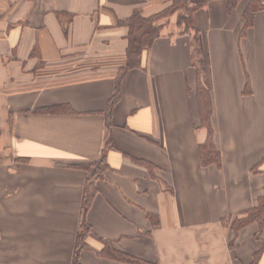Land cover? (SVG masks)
Segmentation results:
<instances>
[{
	"label": "crops",
	"instance_id": "crops-1",
	"mask_svg": "<svg viewBox=\"0 0 264 264\" xmlns=\"http://www.w3.org/2000/svg\"><path fill=\"white\" fill-rule=\"evenodd\" d=\"M249 1L229 13L225 0H189L220 153V166H203L191 37L173 20L160 23L143 65L124 73L106 125L126 21L167 0H0V264H71L94 171L75 165L98 160L107 139L86 215L99 238L151 264L251 263L264 223L260 234L256 223L241 228L230 247L222 222L264 189V11L243 35ZM79 260L133 264L93 249Z\"/></svg>",
	"mask_w": 264,
	"mask_h": 264
},
{
	"label": "trees",
	"instance_id": "trees-1",
	"mask_svg": "<svg viewBox=\"0 0 264 264\" xmlns=\"http://www.w3.org/2000/svg\"><path fill=\"white\" fill-rule=\"evenodd\" d=\"M189 2V0H187ZM226 7L229 13H231L234 8L237 6L240 0H225ZM176 5L180 8L185 6L186 0H175ZM189 9V21L192 27V12L194 10L193 5L190 4ZM264 11V4L260 3L257 0H250L247 5L242 10V17L244 19V28L242 30V34H245V31L252 25L253 16L257 11ZM166 12L163 10L160 13L144 16L139 12L132 13L126 21V50H125V60L124 63L120 66L118 70V74L115 78L114 88L112 94L108 98L106 108H105V117H106V125L110 126V116L111 110L116 102L119 100L121 91H120V81L123 77L124 73L131 68L141 67L143 65V58L145 53L150 49L153 40L155 37L159 35V32L162 28L159 24H153V21L158 19L160 16L165 15ZM184 19L186 16L184 14L181 15ZM188 17V16H187ZM194 31V38H191V57H192V65L195 67L198 83L196 86V100L198 104L199 111V123L200 126H203L207 130V137L203 143L198 145V154L200 163L203 166L216 164L220 166V153L217 147L214 144V131L211 124L212 118V102H211V94L210 87L207 81V69L205 66V62L203 59V53L200 46V41L198 38L197 32ZM39 111H60L61 106H50L39 108ZM111 145L109 139L105 142V147L102 150L101 156L98 160L91 164H77L75 166L88 169L90 165H94V171L92 179H87L84 184V191L81 200L80 206V222L79 227L76 232L75 243H74V251L72 255L71 264H81L79 260L80 252L83 249H93L96 254L116 259L128 263L133 264H151L144 260H141L137 257L124 253L122 251L116 250L112 242L110 240H103L99 238L90 224L86 221V215L91 205L92 199L96 193L95 185L93 184L94 178H100L103 171L106 169L107 164L105 161V152L106 148ZM257 170V169H254ZM223 224L228 226V236L229 241L228 245L230 247L234 246V240L237 236L238 231L245 227L250 223H256L258 225V234L261 233L263 223H264V189L262 194L257 198L256 203L251 208L236 214L235 216H228L222 220ZM89 239L97 240L101 243V247L93 248V246L89 243ZM264 252V245L256 251L253 255L252 261L250 264H257L260 259L262 253Z\"/></svg>",
	"mask_w": 264,
	"mask_h": 264
},
{
	"label": "rangeland",
	"instance_id": "rangeland-1",
	"mask_svg": "<svg viewBox=\"0 0 264 264\" xmlns=\"http://www.w3.org/2000/svg\"><path fill=\"white\" fill-rule=\"evenodd\" d=\"M167 6L162 8L158 13L161 11H165L166 14L160 16L158 19L153 21V24H159L160 23H167L169 20H173V22L176 23V33H187L191 38H194V31L191 28V23L189 19V9L190 7L189 2L186 0L185 6L180 8L178 5H176L175 0H167ZM156 14V13H154ZM184 14L186 18L184 19L181 15ZM188 16V17H187ZM162 32V30H160ZM159 32V33H160Z\"/></svg>",
	"mask_w": 264,
	"mask_h": 264
}]
</instances>
